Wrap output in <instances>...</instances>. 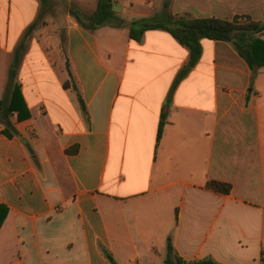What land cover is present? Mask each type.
Instances as JSON below:
<instances>
[{
  "label": "crops",
  "instance_id": "1",
  "mask_svg": "<svg viewBox=\"0 0 264 264\" xmlns=\"http://www.w3.org/2000/svg\"><path fill=\"white\" fill-rule=\"evenodd\" d=\"M51 1L25 40L39 1L0 0V100L22 45L15 83L30 115L12 116L13 138L0 119V264H110L102 249L115 264H164L169 241L187 262L262 264L264 69L251 72L228 43L201 41L156 145L188 50L160 30L140 42L126 28L89 32L67 12L93 13L97 0ZM113 1L133 22L165 0Z\"/></svg>",
  "mask_w": 264,
  "mask_h": 264
},
{
  "label": "trees",
  "instance_id": "2",
  "mask_svg": "<svg viewBox=\"0 0 264 264\" xmlns=\"http://www.w3.org/2000/svg\"><path fill=\"white\" fill-rule=\"evenodd\" d=\"M40 10L35 21L28 27L25 32V40L33 31L44 23V16L49 12L51 0H38ZM171 0H165L162 11L148 18L139 19L133 22H126L116 12L112 10L113 0H97L95 11L91 15H85L80 10L70 7L67 12L77 23L89 32H95L103 27L115 29L126 28L128 38L133 42H140L147 31L160 30L171 35L180 45L185 47L189 52L187 70L178 73L171 90L168 94L164 108L162 109L160 121L156 134V145H158L167 118L169 116L168 107L171 103L172 95L178 84L185 78L188 71L194 68L202 55L201 41L208 40L211 42H223L230 44L238 56L245 62L251 72L258 69H264V23L256 22L246 15H235L232 19L210 18H188L184 16L173 15L168 11ZM22 45L16 51L14 65L9 70L8 81L3 98L0 100V119L4 124L2 134L7 138L19 136L12 123V116L16 114L17 120L22 121L29 118V112L23 101L20 86L15 83L17 68L20 62ZM69 73V72H68ZM70 75V73H69ZM72 82V79H71ZM70 87V82L64 84V88ZM77 94V99L81 111L86 115L85 105L76 89L72 86ZM74 153V150L67 151ZM206 189L220 194H230L231 185L209 181L205 185ZM7 209L0 205V226L5 219ZM102 252L110 264H115L111 254L102 249ZM264 264V257H261ZM164 264H218L212 259L201 261L187 262L184 261L175 252L170 241L167 243L166 257Z\"/></svg>",
  "mask_w": 264,
  "mask_h": 264
},
{
  "label": "rangeland",
  "instance_id": "3",
  "mask_svg": "<svg viewBox=\"0 0 264 264\" xmlns=\"http://www.w3.org/2000/svg\"><path fill=\"white\" fill-rule=\"evenodd\" d=\"M113 3L120 9L117 2L113 1ZM92 11L88 9L83 14L90 15ZM168 11L173 15L188 18L210 15L230 20L235 15H246L253 21L264 23V0H178V4H175V0H171ZM63 12L62 5L57 3L55 9L51 11L56 23L63 18ZM120 13L117 12L118 15Z\"/></svg>",
  "mask_w": 264,
  "mask_h": 264
},
{
  "label": "water",
  "instance_id": "4",
  "mask_svg": "<svg viewBox=\"0 0 264 264\" xmlns=\"http://www.w3.org/2000/svg\"><path fill=\"white\" fill-rule=\"evenodd\" d=\"M112 10H113L114 12H119V11H120V9H119L118 7H116V6H114V7L112 8Z\"/></svg>",
  "mask_w": 264,
  "mask_h": 264
}]
</instances>
